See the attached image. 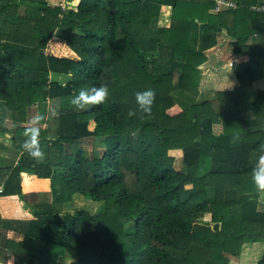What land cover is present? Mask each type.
I'll use <instances>...</instances> for the list:
<instances>
[{"label":"trees","instance_id":"obj_1","mask_svg":"<svg viewBox=\"0 0 264 264\" xmlns=\"http://www.w3.org/2000/svg\"><path fill=\"white\" fill-rule=\"evenodd\" d=\"M229 1L236 7L0 0V135L19 149L16 136L33 127L23 125L28 108L56 105L36 127L41 161L22 147L9 158L0 141V195L17 194L33 216L0 217V264H228L255 241L260 258V244L248 243L237 264H264V191L252 181L264 154V87H252L264 78V40L247 43L264 36V11L250 8L264 0ZM56 30L75 57L45 52ZM222 31L245 56L233 67L238 84L197 100L199 65ZM102 85L110 92L103 104L70 103L81 88ZM148 89L155 95L143 113L135 97ZM86 138L102 139L101 151L85 156ZM171 150L181 152L183 170ZM74 193L101 210H62ZM9 229L22 239L8 238Z\"/></svg>","mask_w":264,"mask_h":264},{"label":"rangeland","instance_id":"obj_2","mask_svg":"<svg viewBox=\"0 0 264 264\" xmlns=\"http://www.w3.org/2000/svg\"><path fill=\"white\" fill-rule=\"evenodd\" d=\"M24 5H29V3L27 1H25L22 4V6H24ZM63 36H64V32L62 30H56L54 35L47 41V44H46V47H45V52L56 54V55L75 57V53L71 49H69L67 47V45L65 43V40L63 39ZM220 36H223V34H221ZM231 46H232L231 43L229 44V42H228V44H227V42L226 41L224 42V40H222V38L220 37L219 43H217L214 46L213 51L211 50L212 51L211 52V57H212L211 62L208 61L206 63H210V65H214L215 63H213V62H221V63L223 62L224 68H226V70L230 69L231 65H232V62H233V60L231 58L232 57V55H231L232 52L230 53ZM222 48H223L225 56H222L220 58V60H219L218 59V57L220 55V51L219 50L222 49ZM215 54H218V55H215ZM203 63L201 64V66L203 67V68H201V70H203L202 72L207 74V75H209V76L205 78V80H204L205 83L202 84V85H209L210 84L211 87H216V89H220V88L221 89H225L226 87L229 86V85L224 83V79L222 81H219L218 77H220L219 75H221V74H219V69H217V68H215L213 66H210V65L207 67V65H205L206 63H204V64ZM177 73H178V70L176 69V72L174 73L173 78H176V76H177L176 74ZM203 73H201V74H203ZM216 73L219 74V75L215 76L214 74H216ZM211 74L214 75V76H212ZM202 76H203V79H204V75H202ZM203 79H202V81H203ZM210 94L211 93L207 92V89L205 88V90L203 89L202 92H200L199 96L197 97V100L206 99V98H208V96H210ZM252 96L253 95H251V97ZM44 111H45L44 113H40L37 104H34V105L30 106L28 108V112H27V121L23 122V125L39 127V128L46 127V123H43L45 120L43 122H40V121L37 122L36 118H39V117L46 118V117H48L49 114H51L53 116L54 113L56 112L55 103L46 102V107H45ZM40 120H42V119H40ZM50 123L54 124L55 120H52ZM213 129L215 131H219L221 129L220 124L214 125ZM6 137H7L6 135H0V141H2L7 146V150L4 151V152H5L7 157L10 158L12 156L14 159H16L17 156L19 155L20 148H21L20 146H21L23 140L25 139V137L16 136V140L14 142L15 143L14 146L20 147L19 149L17 148V150L12 149L13 145H11L10 139H7ZM103 145H104V143H103L102 139L86 138V139H84L82 141L81 148H82V151H83L85 156H90L92 153H95V152L97 153V152L101 151V149L103 148ZM12 153H14V154H12ZM169 154H171L173 156V158H174L173 166L176 169H182L183 170L184 165H183V162H182L181 152L179 150H171L169 152ZM54 172L55 173L63 172V169L54 168ZM49 192H50V190H49ZM37 193H38L37 197L39 199H45L46 198V196H44V194H41L40 191H38ZM50 198H52V195L50 196ZM259 201H260L259 208H260V206L264 207V192L260 194ZM60 206H61L62 210L68 209V210L71 211L74 208H85V209H88L92 213H96V212L101 210L102 202L92 200V199H90V198H88L86 196H83L81 194H78V193H74L69 200L62 201ZM246 244H248V243H245V242L242 243L239 255L237 257H235L234 259H231L228 262V264H237V262H239L238 260H239V257H240L241 250ZM253 264H255V263H253Z\"/></svg>","mask_w":264,"mask_h":264},{"label":"crops","instance_id":"obj_3","mask_svg":"<svg viewBox=\"0 0 264 264\" xmlns=\"http://www.w3.org/2000/svg\"><path fill=\"white\" fill-rule=\"evenodd\" d=\"M221 34H223V36H220ZM220 37L222 38V40H224V42L226 41L227 44L229 42V44L231 43V45L233 46V39L230 36L226 35L224 31H222L220 33L218 32L216 34V36H215V43L205 49V57L206 58L203 61L204 63H206L208 61L211 62V60H212L211 52L213 51L214 46L217 43H219ZM263 40H264V36L263 35L255 34V35H252L248 39L247 43H252L253 45H258V44L262 43ZM232 46H231L230 53L232 52ZM219 51H220V55H219L218 59L220 60V58L222 56H225V54H224L223 48L220 49ZM215 55H218V54H215ZM231 55H232V57H231L232 60L235 61L234 65H235V63L237 61H239V60H241V59H243L245 57L243 55H236V54H232V53H231ZM213 63H215V64L214 65H210V63H206L205 65H207V67L210 65V66H213V67L219 69V74H221V75H219L217 73L214 74V75L215 76L219 75L220 76V77H218L219 81H222L224 79V83L229 85L225 89H232L233 87L237 86L238 81H237V78H236V76H235V74L233 72V67H231L230 69L226 70V68H224V66H223V62L222 63L221 62H213ZM201 64L199 65V67H200L201 73H203L202 72L203 70H201V68H203L201 66ZM202 75H204V79H203ZM214 75H212V76H214ZM200 76H201V78H200L199 94H200V92H202L203 89L205 90V88H206L207 92L211 93L210 96H208V98H206V99H209V98H211L213 96V93H214V90H216V87H211L210 84L209 85H202V84L205 83V81H204L205 78L208 77L209 75L203 73ZM202 79H203V81H202ZM252 87H253L254 90L263 89V87H264V78L261 77V78L254 79L253 82H252ZM225 89H221L220 88L218 90H225ZM199 94L197 95V97L199 96ZM251 95H254V93L251 94ZM251 95H249L248 98H252L253 96L251 97ZM0 217L16 218V219L17 218L18 219H29V218H32L33 216H32V213H31V209L28 206V204L26 203V201H24L23 199H20V197L17 194H7V195H0ZM6 234H7V237L10 238V239H14V240H17V241L22 239V235L20 233L14 231V230H11V229H9L6 232ZM245 243H259L260 244L261 250H260V253L258 255V259H259L260 255H261L263 243L261 241L245 242ZM257 260L254 262L255 264H256Z\"/></svg>","mask_w":264,"mask_h":264},{"label":"clouds","instance_id":"obj_4","mask_svg":"<svg viewBox=\"0 0 264 264\" xmlns=\"http://www.w3.org/2000/svg\"><path fill=\"white\" fill-rule=\"evenodd\" d=\"M109 95V89L105 85L100 87L93 86L88 89L81 88L78 93L71 97L70 103L76 109H84L85 105L88 104H103ZM154 95L155 94L151 89L137 92L135 98L138 109L143 113H150ZM131 114L132 113H130V115ZM41 118L42 117L36 118L37 122ZM25 137L26 138L21 144L23 151H25L29 157L37 160L38 162L41 161L44 157V153L40 148L39 129L36 127L27 129L25 131ZM252 181L258 191H264V154L257 158L256 163L252 168Z\"/></svg>","mask_w":264,"mask_h":264},{"label":"built area","instance_id":"obj_5","mask_svg":"<svg viewBox=\"0 0 264 264\" xmlns=\"http://www.w3.org/2000/svg\"><path fill=\"white\" fill-rule=\"evenodd\" d=\"M215 1V9H219L223 6H227V7H231V8H234L236 7V3L233 2V1H229V0H214ZM250 8L252 10H255V11H259V10H262L264 11V4L260 3V4H252L250 6Z\"/></svg>","mask_w":264,"mask_h":264},{"label":"water","instance_id":"obj_6","mask_svg":"<svg viewBox=\"0 0 264 264\" xmlns=\"http://www.w3.org/2000/svg\"><path fill=\"white\" fill-rule=\"evenodd\" d=\"M234 62H235V61H233V62H232V65H231V67H234Z\"/></svg>","mask_w":264,"mask_h":264}]
</instances>
